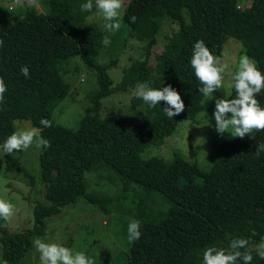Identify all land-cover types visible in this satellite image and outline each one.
Returning <instances> with one entry per match:
<instances>
[{"label":"trees","instance_id":"16d2710c","mask_svg":"<svg viewBox=\"0 0 264 264\" xmlns=\"http://www.w3.org/2000/svg\"><path fill=\"white\" fill-rule=\"evenodd\" d=\"M47 9L0 3V145L7 168L32 174L12 150L15 119L38 128L39 176L44 201L33 206V224L11 234L0 212L2 264H20L45 219L84 199L100 212L117 211L131 192L134 218L125 264H264V0L239 7L238 0H129L122 15L128 34L142 40L143 57L123 68L116 89L134 87L127 110L100 116L102 99L114 92L107 68L95 56L103 32L84 23L96 0H45ZM163 17L177 28L148 62ZM239 40L254 59L250 73L235 76L228 95L246 116L233 135L216 140L208 169L179 152L172 157L140 152L168 135L180 118L196 119L215 58L224 41ZM72 56L95 71L96 89L76 127L56 122L55 107L67 95L63 78ZM105 169L115 194L85 189L87 170Z\"/></svg>","mask_w":264,"mask_h":264},{"label":"rangeland","instance_id":"374dc122","mask_svg":"<svg viewBox=\"0 0 264 264\" xmlns=\"http://www.w3.org/2000/svg\"><path fill=\"white\" fill-rule=\"evenodd\" d=\"M129 0H96V9L84 23L96 24L103 32L101 47L95 58L107 63L111 58L116 62L108 66L114 92L102 99L100 116L111 111L127 110L131 97L145 90L148 80L142 79L134 87L118 90L123 68L134 58L143 57L142 40L128 34V27L122 20ZM252 0H238L239 7H246ZM5 7L33 6L45 11V0H0ZM177 28L174 20L163 17L155 33V42L148 54L153 64L166 35ZM217 70L209 74L211 86L203 97V108L196 119L180 118L172 131L160 141L149 143L140 155L156 154L169 160L172 152H179L191 161H198L208 169L215 157L213 138H229L243 122L246 112L233 110L228 105V95L235 76L245 77L251 72L254 59L246 55L241 42L233 37L222 44L220 54L215 58ZM63 78L69 82L67 95L55 107L52 118L70 127H76L84 107L85 95L96 89L95 71L82 63L78 56H72L65 66ZM13 152L32 174L33 184L21 171L7 168L4 152L0 145V212L7 221L8 232L17 234L33 224V206L44 201L45 184L39 176V135L38 128L29 119H15V137L11 140ZM85 189L95 193L115 194L117 184L107 178L105 169L87 170L84 173ZM135 196L128 192L121 207L110 214L100 212L84 199L61 208L60 212L45 219V232L32 237V243L20 264H125L129 249L128 233L135 223L133 216ZM261 242L252 244L261 247ZM3 248L0 243V264ZM208 264V263H205Z\"/></svg>","mask_w":264,"mask_h":264}]
</instances>
